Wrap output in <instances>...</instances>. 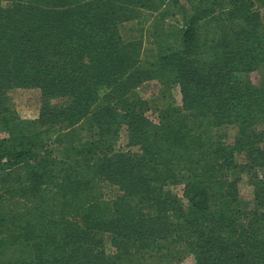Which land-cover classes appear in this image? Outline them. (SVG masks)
I'll return each instance as SVG.
<instances>
[{
  "label": "trees",
  "instance_id": "16d2710c",
  "mask_svg": "<svg viewBox=\"0 0 264 264\" xmlns=\"http://www.w3.org/2000/svg\"><path fill=\"white\" fill-rule=\"evenodd\" d=\"M133 20L147 25L125 42ZM145 41L167 52L142 68ZM263 62L264 0H0V264H115L170 246L195 264H264V84L237 77ZM151 80L182 93L157 122L124 100ZM19 87L40 89L38 118L14 114ZM118 117L135 150L54 155L59 125L92 119L107 136ZM237 152L262 173L248 209Z\"/></svg>",
  "mask_w": 264,
  "mask_h": 264
},
{
  "label": "rangeland",
  "instance_id": "374dc122",
  "mask_svg": "<svg viewBox=\"0 0 264 264\" xmlns=\"http://www.w3.org/2000/svg\"><path fill=\"white\" fill-rule=\"evenodd\" d=\"M170 24H177V18H171ZM147 23L138 24L136 20L125 21L119 25V31L125 42L140 36V28H144ZM145 49L141 55L139 64L142 68L156 64L166 50L158 49L151 43L145 41ZM238 79L249 81L253 86L264 84V62L256 69L249 72L237 74ZM11 106L14 114L21 119H36L41 109V91L39 88H15L11 90ZM125 102L136 103V107L144 112V116L157 122L160 119L161 111L168 106H180L182 104L181 88L178 84H161L158 81H146L140 86L132 89L124 98ZM105 104L100 100L94 109ZM61 132V139L52 146L54 155L66 157L68 151L75 149L76 153L83 145L93 142L101 149L108 146L116 152H127L129 149L135 150L137 146L129 145L126 121L123 118H116L113 123V131L106 136L101 133L97 123L90 119L68 127L66 124L58 126ZM236 127L231 125H222L217 129V136L227 145H232L236 134ZM264 146V143H263ZM78 154V153H77ZM237 167L231 170V178L236 181L239 193L238 206L243 209L251 208L253 205V184L252 177L254 174L261 175V170H241V165H246L247 154L237 152L235 155ZM245 170H247L245 168ZM178 178L173 186L174 191L178 194V199L187 202L184 196V187L189 177L184 170L178 169ZM115 264H195L194 256L185 249L174 247H163L160 251H145L139 254L122 257L116 260Z\"/></svg>",
  "mask_w": 264,
  "mask_h": 264
}]
</instances>
